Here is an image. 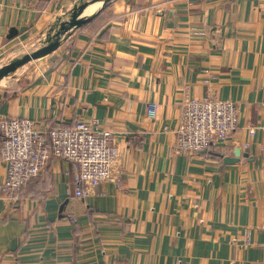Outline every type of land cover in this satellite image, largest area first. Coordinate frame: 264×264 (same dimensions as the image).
I'll return each instance as SVG.
<instances>
[{"label":"crops","instance_id":"crops-1","mask_svg":"<svg viewBox=\"0 0 264 264\" xmlns=\"http://www.w3.org/2000/svg\"><path fill=\"white\" fill-rule=\"evenodd\" d=\"M79 1L0 0V59ZM31 62L0 82V118L95 123L119 156L83 199L58 158L20 202L0 199V264L264 263V0H113ZM206 95L237 105V129L175 155L181 104Z\"/></svg>","mask_w":264,"mask_h":264},{"label":"built area","instance_id":"built-area-1","mask_svg":"<svg viewBox=\"0 0 264 264\" xmlns=\"http://www.w3.org/2000/svg\"><path fill=\"white\" fill-rule=\"evenodd\" d=\"M154 111L155 106L149 104L148 116L153 117ZM237 126L238 108L234 102L210 95L186 98L181 104L172 152L194 155L211 150L229 138ZM248 130L254 133L253 127ZM118 156L113 133L95 123L47 127L28 118L1 117L0 161L6 171L0 182V199L10 205L20 202L24 189L38 179L50 158L70 163L73 194L83 199L113 178ZM115 174L121 185V172Z\"/></svg>","mask_w":264,"mask_h":264},{"label":"water","instance_id":"water-1","mask_svg":"<svg viewBox=\"0 0 264 264\" xmlns=\"http://www.w3.org/2000/svg\"><path fill=\"white\" fill-rule=\"evenodd\" d=\"M113 0H80L69 13L61 19L60 17L42 33L40 46L36 49L23 53L19 57L11 59L0 66V82L11 77L21 66L28 62L41 60L53 53L74 29L82 27L85 23L93 19L100 11ZM97 5L96 10L90 14L83 15L87 7ZM204 152V151H203ZM235 158L239 156V151L235 150ZM234 159L224 157L225 163H231Z\"/></svg>","mask_w":264,"mask_h":264},{"label":"rangeland","instance_id":"rangeland-1","mask_svg":"<svg viewBox=\"0 0 264 264\" xmlns=\"http://www.w3.org/2000/svg\"><path fill=\"white\" fill-rule=\"evenodd\" d=\"M30 51V50H29ZM26 52H28V51H26ZM23 53H19V54H15L12 58H11V56H10V58L8 59V58H4V59H0V64H2V63H7V62H9L11 59H13V58H15V57H19L20 55H22ZM29 63H32V62H28V63H26L25 65H23V66H21L12 76H14V75H16L17 73H18V71L20 70V69H22V68H25Z\"/></svg>","mask_w":264,"mask_h":264},{"label":"bare ground","instance_id":"bare-ground-1","mask_svg":"<svg viewBox=\"0 0 264 264\" xmlns=\"http://www.w3.org/2000/svg\"><path fill=\"white\" fill-rule=\"evenodd\" d=\"M96 6H97V5H92V6L88 7V8L85 10V12H84L83 15H87V14H90V13L94 12V11L96 10Z\"/></svg>","mask_w":264,"mask_h":264},{"label":"trees","instance_id":"trees-1","mask_svg":"<svg viewBox=\"0 0 264 264\" xmlns=\"http://www.w3.org/2000/svg\"><path fill=\"white\" fill-rule=\"evenodd\" d=\"M50 159H52V158H50Z\"/></svg>","mask_w":264,"mask_h":264}]
</instances>
